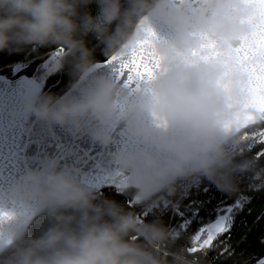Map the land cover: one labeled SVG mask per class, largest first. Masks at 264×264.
I'll list each match as a JSON object with an SVG mask.
<instances>
[{
	"label": "clouds",
	"instance_id": "1",
	"mask_svg": "<svg viewBox=\"0 0 264 264\" xmlns=\"http://www.w3.org/2000/svg\"><path fill=\"white\" fill-rule=\"evenodd\" d=\"M95 2L98 16L87 11L93 0H0V52L53 45L66 50L61 63L71 66L78 94L37 95L26 101L28 110L103 144L115 141L112 129L123 122L131 140L115 156L128 172L123 190L153 218L105 199L71 172L57 170L54 158H45L8 195L36 202L54 223L38 237L20 229L11 244L0 246V264H199L178 245L182 233L166 225L157 209L177 206L190 185L204 181L234 192L241 176L261 167L247 155L257 125L241 120L248 73L228 63L241 38L254 30L255 6L240 0L185 6L173 0ZM156 20L172 32L158 35ZM148 27L161 68L137 95L110 76L93 75L88 34L106 55L120 56L131 52ZM207 39L217 42L220 55L194 56Z\"/></svg>",
	"mask_w": 264,
	"mask_h": 264
},
{
	"label": "water",
	"instance_id": "2",
	"mask_svg": "<svg viewBox=\"0 0 264 264\" xmlns=\"http://www.w3.org/2000/svg\"><path fill=\"white\" fill-rule=\"evenodd\" d=\"M197 0H173L179 6L195 4ZM153 27L158 35L168 36L172 28L162 20ZM95 62L93 75L112 77L130 96L138 94L145 82L126 83L119 75L118 61ZM33 75L15 78L0 74V246L12 243L20 229L29 226L42 211L36 202L25 204L8 193L25 172L38 169L45 158L57 161V170H67L86 187L100 192L113 187L123 190L128 172L115 159L116 154L130 145L125 124L112 129L113 143L103 144L87 132H75L69 126L45 122L28 110L26 101L45 94V84ZM78 94L72 86L64 92Z\"/></svg>",
	"mask_w": 264,
	"mask_h": 264
},
{
	"label": "trees",
	"instance_id": "3",
	"mask_svg": "<svg viewBox=\"0 0 264 264\" xmlns=\"http://www.w3.org/2000/svg\"><path fill=\"white\" fill-rule=\"evenodd\" d=\"M122 4L127 6L126 0H122ZM87 11L93 16L99 15L100 9L95 0L87 6ZM113 27H115V22ZM85 40L87 46L94 49L95 62L109 57L105 53L104 45L96 39L94 34H88ZM57 48L58 46L53 45L40 48L37 52L25 51L14 54L0 52V74H5L11 78L21 74L33 75L40 63L52 55ZM65 54L66 52L61 53L58 67L48 75L46 81L44 80L45 94L61 96L77 79L72 73L71 66L61 63V59ZM15 66H22V69L19 73L13 74ZM261 149H264V145L257 143L250 151L247 149V155L256 158L257 152ZM257 160L261 167L254 173L241 176L238 180L237 190L234 192L221 191L214 184L207 181L200 184L201 190L198 196L197 191L191 189L190 191L194 197L207 202L204 210L187 228L180 227L184 220L174 214L172 206L165 209L161 205L157 209V212H163V220L166 225L182 233L181 239L177 242L178 245L188 248L191 246L193 235L202 225L215 219L222 208L234 204L241 197L244 198L242 207L234 209L231 214L229 231L220 234L209 248L191 254L192 257L199 260V264H258V261L264 260V156ZM206 187L209 189L207 193L202 191ZM98 193L102 194L105 199L117 201L126 209H135L138 214L142 210L124 190L109 187ZM130 202L132 206H130ZM144 218L145 220H151L153 216L149 214ZM53 223L54 220L44 211L29 226L27 234L38 237Z\"/></svg>",
	"mask_w": 264,
	"mask_h": 264
},
{
	"label": "snow or ice",
	"instance_id": "4",
	"mask_svg": "<svg viewBox=\"0 0 264 264\" xmlns=\"http://www.w3.org/2000/svg\"><path fill=\"white\" fill-rule=\"evenodd\" d=\"M240 2L255 6V15L250 18L254 30L241 38L239 45L232 51L228 63L232 67L248 73V80L245 84L247 92L246 110L242 114L241 120L246 124L259 126L257 131L250 134L252 142L247 145V149L250 151L257 143L264 145V0H240ZM144 31V38L137 42V45L128 55L121 54L110 58L112 61H118L119 75L125 77L126 83L149 81L161 68L162 58L158 57L151 48L154 33L150 27L144 28ZM54 52L60 54L66 50L60 46ZM193 55L204 59L220 55L218 44L214 40L207 39L201 49L194 52ZM248 136L249 134L246 133L245 138L247 139ZM261 156H264V149L256 154L257 159ZM191 189H195L198 196L201 190L200 184L190 185L179 204L173 207L174 214L184 220V223L180 225L181 228H187L204 210L207 202L194 197ZM202 191L207 193L209 189L206 187ZM243 199L241 197L234 204L223 209V214L217 215L214 222L200 227L192 237L191 246L187 249L188 252L194 254L205 250L213 244V241L220 234L228 232L231 227V214L234 209L242 207ZM130 206H132L131 202ZM165 207L167 208L169 205L165 204ZM142 215L148 216L149 214L143 211ZM205 234L206 238L202 239ZM258 264H264V260L258 261Z\"/></svg>",
	"mask_w": 264,
	"mask_h": 264
},
{
	"label": "rangeland",
	"instance_id": "5",
	"mask_svg": "<svg viewBox=\"0 0 264 264\" xmlns=\"http://www.w3.org/2000/svg\"><path fill=\"white\" fill-rule=\"evenodd\" d=\"M60 58H61V53L60 54H56L55 52L48 56L46 59H44L38 69L35 71V73L33 74L34 78H37L38 81L40 83H44L45 84V81L48 77V75L55 71L56 68L58 67V64L60 62ZM41 67V68H40ZM22 69V66H15L14 69H13V74H16V73H19L20 70ZM45 80V81H44ZM45 93H46V90H45ZM230 205H227L226 207H228ZM226 207L222 208L217 215H220V214H223V209H225ZM216 215V216H217ZM216 218V217H215ZM215 219H213L211 222H214ZM211 222H208V223H211ZM206 223V224H208ZM206 224L202 225L201 227L205 226ZM199 230V229H198ZM203 238H206V234ZM202 242V241H201Z\"/></svg>",
	"mask_w": 264,
	"mask_h": 264
},
{
	"label": "bare ground",
	"instance_id": "6",
	"mask_svg": "<svg viewBox=\"0 0 264 264\" xmlns=\"http://www.w3.org/2000/svg\"><path fill=\"white\" fill-rule=\"evenodd\" d=\"M35 80H37V81H38V79H37V78H36ZM38 82H39V81H38ZM39 83H40V82H39ZM42 84H43V83H42ZM258 127H259V126H256V130H258Z\"/></svg>",
	"mask_w": 264,
	"mask_h": 264
},
{
	"label": "built area",
	"instance_id": "7",
	"mask_svg": "<svg viewBox=\"0 0 264 264\" xmlns=\"http://www.w3.org/2000/svg\"><path fill=\"white\" fill-rule=\"evenodd\" d=\"M143 211H144V210L142 209L141 212H140L139 214H142Z\"/></svg>",
	"mask_w": 264,
	"mask_h": 264
}]
</instances>
